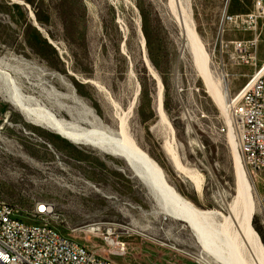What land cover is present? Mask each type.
Segmentation results:
<instances>
[{"label": "rangeland", "instance_id": "374dc122", "mask_svg": "<svg viewBox=\"0 0 264 264\" xmlns=\"http://www.w3.org/2000/svg\"><path fill=\"white\" fill-rule=\"evenodd\" d=\"M189 2L210 74L225 85V101L264 63V0ZM166 5V0H0V71L37 114L31 119L13 106L0 79V199L19 219L48 222L114 264L206 262L188 226L154 214L146 189L123 159L36 122L43 111L75 127L113 133L123 119L130 139L199 210L227 216L224 204L237 194L228 132L220 131L228 116L208 95L191 55L181 54ZM242 53L249 63L240 62ZM148 65L163 87L165 120L156 111L158 83ZM168 142L194 180L176 170ZM248 173L254 189L250 224L264 248L262 183ZM40 202L50 204L53 214L34 218ZM90 228L98 231L89 233ZM242 241L252 260L254 248Z\"/></svg>", "mask_w": 264, "mask_h": 264}, {"label": "bare ground", "instance_id": "6f19581e", "mask_svg": "<svg viewBox=\"0 0 264 264\" xmlns=\"http://www.w3.org/2000/svg\"><path fill=\"white\" fill-rule=\"evenodd\" d=\"M166 1L169 15L172 17L178 29L181 54L187 51L191 55L190 58H193L208 95L223 112L226 111L227 115V99L224 101L226 98L225 85L222 80H214L210 74L205 48L196 32L195 24L191 17L189 0ZM150 67L148 65L153 78L158 83L156 111L160 118L165 120L163 87L158 75ZM0 79H2L3 85L7 90H4L6 92V99L23 113L25 117L31 119L37 118L35 117L37 114L34 109L26 105L29 103L28 101L26 103V97L16 88H12L13 80L2 71H0ZM27 100L30 101L28 98ZM42 114L39 115L43 117L39 120L37 119L36 122L46 125L67 140L77 144L88 145L101 153L123 159L134 176L146 189L147 195L151 199L153 210L155 211L154 214H161L163 217L182 222L193 231L202 249L200 258L206 264H264V248L262 247L259 236L250 224L251 217L254 213V189L250 184L248 169L243 162L236 137L230 129L228 131V138L234 159L237 194L231 204H224L227 208L228 215L222 216L214 212L199 210L187 199L178 194L167 183L160 166L126 134L123 119L119 121L118 132L113 133L103 128V130L99 129L100 127L98 128L96 126L90 128L75 127L70 123H65L61 119H58L55 114L49 111H43ZM169 127L173 138V130L170 125ZM171 144L169 142L166 143L167 150H165L168 151L167 154H170L176 170L184 174L188 179L194 180L193 176L186 175L189 173L180 164L175 148ZM195 183L198 190L199 185L197 179H195ZM218 193L224 201L222 192L219 191ZM239 204L242 210L240 211L242 212V220L237 216ZM218 218H221V222H217ZM94 231H98V228H90L87 232L92 233ZM243 237L247 241L249 248H254L253 251L249 249V252L252 254V260L247 257L245 241H242Z\"/></svg>", "mask_w": 264, "mask_h": 264}, {"label": "built area", "instance_id": "2783aa9c", "mask_svg": "<svg viewBox=\"0 0 264 264\" xmlns=\"http://www.w3.org/2000/svg\"><path fill=\"white\" fill-rule=\"evenodd\" d=\"M261 7V3L258 4ZM241 63H249L241 54ZM228 124L220 128L235 135L246 168L260 179L259 202L264 209V63L255 67L241 88L226 100ZM53 214L48 203H37L33 217ZM0 264H114L63 236L44 221H23L0 199Z\"/></svg>", "mask_w": 264, "mask_h": 264}]
</instances>
